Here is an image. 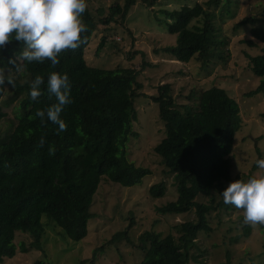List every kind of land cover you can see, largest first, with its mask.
<instances>
[{"label": "trees", "instance_id": "1", "mask_svg": "<svg viewBox=\"0 0 264 264\" xmlns=\"http://www.w3.org/2000/svg\"><path fill=\"white\" fill-rule=\"evenodd\" d=\"M195 1L193 6L163 8L155 15L157 22L165 24L168 33L176 37L174 45L161 47L159 52L186 65L197 60L205 72L217 64L226 66L232 53L219 21H223V13H230L233 0H209L205 6ZM156 2L124 0L93 12L86 0L82 20L87 30L81 34L84 43L62 50L55 66L47 59L27 62L20 56L23 45L15 40L0 48V68L13 82L0 86V264L13 259L19 247L24 254L30 249L44 254L50 230L63 240L82 242L88 236L89 222L97 218L92 207L103 183L131 188L152 174L149 168L130 163L124 150L129 137L136 135V101L147 98L139 76L149 64L143 61L141 69L93 67L87 64L85 50L96 32L109 31L113 24L123 26L138 3L150 9ZM218 7L220 15L215 11ZM257 22L258 18L247 17L234 29ZM251 36L242 40L249 49L258 47L257 41L264 44V20L251 30ZM107 41V37L101 39L99 51ZM246 55L251 72L264 79V47L260 53ZM53 71L67 73L71 85L72 103L60 113L66 128L59 132L57 125L47 120L42 125L35 117L37 109L56 102L46 91V83L41 85L42 95L36 101L28 96L34 76L39 74L46 81ZM263 91L264 80L247 96ZM151 99L158 106V120L165 132L154 151L178 193L176 200L157 207L156 213L162 217L189 214L190 218L165 235L155 228L146 230L135 242L130 237L135 223L131 218L129 227L115 234L101 250L126 238L144 254L141 264L196 263L200 235H209L213 220L224 221L233 210L239 214L241 233L232 241L249 239L255 229L241 222L243 210L224 204L219 195L229 182L255 177L250 173L233 178L232 174L230 156L243 124L239 102L224 89L212 87L191 89L178 103L169 82L162 84ZM166 194L165 181L149 188L154 200ZM18 233L33 239L29 247L16 245ZM226 256L224 264H230L232 253ZM32 264L52 263L38 259Z\"/></svg>", "mask_w": 264, "mask_h": 264}, {"label": "rangeland", "instance_id": "2", "mask_svg": "<svg viewBox=\"0 0 264 264\" xmlns=\"http://www.w3.org/2000/svg\"><path fill=\"white\" fill-rule=\"evenodd\" d=\"M88 1L93 12L102 6L124 2ZM208 1L199 2L205 6ZM195 3V0H157L150 9L138 3L123 26L113 24L109 31L96 32L85 50L87 64L93 67L108 70L118 67L141 69L143 61L149 64L139 76L143 84L142 93L147 98L136 101L138 121L133 125L136 135L129 137L124 150L130 163L149 168L152 174L131 188L103 183L92 207L97 218L89 222L88 236L82 242L63 240L56 231L50 230L47 243L44 244V254L32 249L24 254L20 252L19 245L23 243L29 247L33 239L27 234L18 233L15 241L19 247L17 255L1 264H32L38 259L52 264H81L83 261L86 264H141L144 254L135 250L126 238L108 245L104 250L101 247L115 234L127 229L131 218L135 219L130 233L132 242L151 228L165 235L172 231L174 225L190 218L189 214L162 217L156 213L157 207L176 200L178 195L172 176L164 174V166L154 151L165 132L158 120V106L151 97L164 83L173 85L178 103L183 102L194 88L219 87L235 98L241 106L243 124L236 133L234 150L230 156L233 178L250 173L255 177L264 175V170L255 164L257 158H264V91L254 97L247 96L264 79L251 72L246 55L260 53L264 44L255 40L258 47L249 49L242 43L244 39H252L251 30L264 20V0L232 1L230 13H223V21H219L222 34L229 39L232 58L226 66L217 64L207 72L201 70L197 60L186 65L171 55L159 52L161 47L174 45L176 37L168 33L165 24L157 22L155 15H160L159 11L163 8L173 10ZM219 8H215L218 15ZM247 17H256L259 22L235 30V25ZM103 37H107L108 41L99 51ZM162 181L167 184L166 196L157 200L150 198L149 188ZM238 216L237 211L233 210L230 216H225L224 221L219 218L213 220V231L209 235H200L198 239V262L191 264H224L228 252L232 253L230 264H264V229H261L264 225H252L255 231L249 239L233 242L232 239L241 233Z\"/></svg>", "mask_w": 264, "mask_h": 264}, {"label": "clouds", "instance_id": "3", "mask_svg": "<svg viewBox=\"0 0 264 264\" xmlns=\"http://www.w3.org/2000/svg\"><path fill=\"white\" fill-rule=\"evenodd\" d=\"M86 7V0H0V48L15 40L23 45L20 56L27 62L42 63L47 59L55 66L62 50L76 49L84 43L81 34L87 29L82 14ZM6 81L13 83L0 68V86ZM45 83L56 102L37 109L35 117L42 125L47 120L58 126L57 132L63 131L66 124L60 113L72 103L68 74L53 71L47 74L46 81L35 75L29 85L30 100L36 101L42 95L41 85ZM255 164L264 170V158H257ZM219 195L224 204L243 210V224L264 225V175L231 181Z\"/></svg>", "mask_w": 264, "mask_h": 264}]
</instances>
